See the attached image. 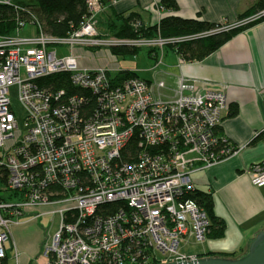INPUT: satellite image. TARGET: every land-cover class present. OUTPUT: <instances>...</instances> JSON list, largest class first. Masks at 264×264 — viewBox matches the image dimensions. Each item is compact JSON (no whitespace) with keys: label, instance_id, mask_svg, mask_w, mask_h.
Instances as JSON below:
<instances>
[{"label":"built area","instance_id":"obj_1","mask_svg":"<svg viewBox=\"0 0 264 264\" xmlns=\"http://www.w3.org/2000/svg\"><path fill=\"white\" fill-rule=\"evenodd\" d=\"M116 2L87 0L89 15L58 37L46 32L27 6L0 0L29 15L18 19L14 33L0 34V264H8L10 250L21 264L12 227L40 217L47 206H54L60 225L46 246V264H161L200 257L184 245L203 243L211 220L187 193L196 188V171L240 150L218 132L227 95L222 89L201 90L183 76L168 95L163 82L140 76L117 82L110 68L83 66L76 48L126 44L163 51L166 46L161 36H104L98 16ZM227 22L226 28L240 24ZM28 26L33 33L21 35ZM64 45L70 53L53 47ZM56 72L70 73L75 86L97 96L94 116L80 117L76 95L66 97L39 83ZM12 85L18 86L22 118L12 108ZM137 134L138 155L127 158L125 149ZM253 166L252 183L264 186V160ZM119 200L128 208L97 213Z\"/></svg>","mask_w":264,"mask_h":264},{"label":"crops","instance_id":"obj_2","mask_svg":"<svg viewBox=\"0 0 264 264\" xmlns=\"http://www.w3.org/2000/svg\"><path fill=\"white\" fill-rule=\"evenodd\" d=\"M159 1L118 0L99 15V25L104 22V16L108 19V25L117 13L128 14L132 11L139 13L146 24L159 22L167 13L185 17L200 16L211 22H234L239 14L256 2L178 0L180 8L169 12L155 4ZM81 64L110 68L104 61L81 60ZM164 71L176 77L174 87L178 79L185 76L195 80L203 89H222L226 92L228 108L218 132L239 146L240 150L236 155L192 175L196 187L213 193L214 212L226 223L224 236L207 238L203 242L206 243L205 248L198 252L245 254L256 234L264 230V186H256L251 181L253 164L264 160V135L260 134L264 129V21L238 33L203 60L189 62L179 57L177 64L167 65ZM166 94L171 93L166 91ZM232 104L238 106L235 116L229 115ZM37 219L30 218L12 227V241L20 252L21 264H31V257L36 253L34 238L30 233L27 234L26 226H34Z\"/></svg>","mask_w":264,"mask_h":264},{"label":"trees","instance_id":"obj_3","mask_svg":"<svg viewBox=\"0 0 264 264\" xmlns=\"http://www.w3.org/2000/svg\"><path fill=\"white\" fill-rule=\"evenodd\" d=\"M106 2L107 0H103ZM22 6L30 8L32 15L43 23L44 30L53 36H66L74 30L85 17L89 15L87 0H17ZM159 5L169 12L180 8L178 0H160ZM264 12V0L256 2L247 10L239 14L236 21L244 20ZM29 18V15L22 10L16 9L15 5L0 3V34H12L18 28V19ZM140 21L139 27L135 23ZM264 21V14L256 20L232 26L223 22H211L198 17H185L180 14L167 13L159 22L146 24L139 13L132 11L128 14L117 13L110 19L107 25V33L104 36H114L121 39H136L161 36L168 40L166 46L178 54L183 61H200L218 50L238 33ZM102 47H91L90 50L98 51ZM110 53L118 55H136L141 49L131 45H115L108 47ZM150 55L158 59L156 49H149ZM114 81L120 82L128 77H136L139 74L133 70H119L111 73ZM39 83L52 91H64L66 97L77 96L81 101L78 107L80 117L87 119L94 116L99 108L97 96L82 87L75 86L70 79L68 72L52 73L39 80ZM238 113L236 104L230 105L229 115L235 116ZM260 134H263L261 132ZM138 134L132 137L131 143L125 149V157L137 156L139 151ZM84 179V178H83ZM82 179V180H83ZM84 181V180H83ZM187 198L195 200L208 213L211 220L210 230L207 238L223 237L226 230V223L223 218L214 212L213 193L196 187L187 193ZM121 208H128L126 202L119 200L103 204L98 208L97 213L104 216L117 213ZM235 252L208 251L200 253V257L219 256L236 258ZM6 264V260L4 261Z\"/></svg>","mask_w":264,"mask_h":264},{"label":"rangeland","instance_id":"obj_4","mask_svg":"<svg viewBox=\"0 0 264 264\" xmlns=\"http://www.w3.org/2000/svg\"><path fill=\"white\" fill-rule=\"evenodd\" d=\"M262 14H264V12L255 15L254 20L258 19L259 16H261ZM100 18L101 16H98V19ZM103 19L104 22L102 23V25H99V29L101 33H107L106 22L108 21V19H106L105 16ZM251 19L252 16L244 20L241 19V21L239 20V22L240 24H242L251 21ZM99 23H101V21H99ZM32 33H33V28L29 26L20 31L21 35H29ZM53 47L56 48L58 52L61 54H67L71 52L70 46L64 45V46H53ZM149 49H150L149 47H141V49L138 51L136 55H118V56L112 55L109 49L103 47L100 48L98 51H92L90 50V48H76L75 52L84 54L82 60H87V61L95 60L98 63H101L103 61L106 62V64L111 68L110 70L112 71V73H116L119 70L128 69V70L136 71L141 77L148 79L153 83L163 82L166 86L165 88H162V90L165 92L168 91L169 93L172 94L174 89H177L178 82L176 87H174L175 86L174 84H176V77L172 76L171 74H169L164 70L167 69V65L177 64V62L179 61L178 54L174 52L172 49L168 48L167 46L164 47L163 51L160 48H158L157 49V53L159 55L158 58L159 59L162 58V62L155 67L157 59H155L152 55H150ZM185 78L189 81H194L199 86V89L201 90L203 89L195 80L188 79L187 77ZM171 86L173 88L170 89ZM169 90H172V92ZM9 97L11 99L12 108L16 113L17 117L22 118L24 116L25 110L19 99V91L17 85H12L10 87ZM53 208L54 206H47L41 209L42 211L45 210V212H43L42 215L38 217L36 224L34 226H30V225L26 226L27 227L26 232L28 231L27 234L30 233L34 238L33 244L35 245V250H36L35 251L36 253L31 257V261L29 262L31 264L47 263L46 262L47 257L45 256L46 246L51 243L52 237L58 231L60 225L59 215L57 213L52 212ZM36 212L38 213L39 211L37 210ZM205 245L206 243L203 244V243H195L190 241L185 243L184 248L188 250L194 249L197 251H201L203 248H205ZM8 256H9L8 264H15L16 260L14 257L13 250L8 251Z\"/></svg>","mask_w":264,"mask_h":264},{"label":"water","instance_id":"obj_5","mask_svg":"<svg viewBox=\"0 0 264 264\" xmlns=\"http://www.w3.org/2000/svg\"><path fill=\"white\" fill-rule=\"evenodd\" d=\"M161 264H264V230L256 234L255 239L250 242L246 253L241 257L205 256L194 260L173 261Z\"/></svg>","mask_w":264,"mask_h":264}]
</instances>
